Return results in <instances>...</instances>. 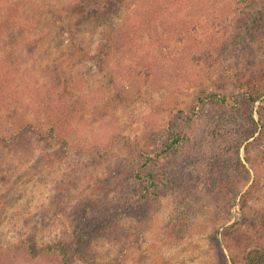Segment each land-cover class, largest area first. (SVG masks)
<instances>
[{
  "label": "rangeland",
  "instance_id": "374dc122",
  "mask_svg": "<svg viewBox=\"0 0 264 264\" xmlns=\"http://www.w3.org/2000/svg\"><path fill=\"white\" fill-rule=\"evenodd\" d=\"M253 85L264 89V0H0V264H60L42 249L60 239L112 264L264 257ZM211 93L231 104H201ZM106 219L127 238H105Z\"/></svg>",
  "mask_w": 264,
  "mask_h": 264
},
{
  "label": "trees",
  "instance_id": "16d2710c",
  "mask_svg": "<svg viewBox=\"0 0 264 264\" xmlns=\"http://www.w3.org/2000/svg\"><path fill=\"white\" fill-rule=\"evenodd\" d=\"M109 4V3H108ZM84 7V6H83ZM110 8H114L113 4H109V6L107 7V9ZM58 16H60V14H63V12L56 11ZM7 16L5 18H11L10 20L12 21H8L9 23H11L13 26L17 25V23H19V25L21 24L20 20L18 19L17 14L15 13H11V15L6 14ZM109 18L110 16V12L106 11V14L104 16H106ZM74 22L71 21V24H69V26L75 27V26H79V24H82V22L86 21V18L84 17V14L82 15H75L74 16ZM37 22V21H36ZM28 28V27H27ZM117 35L120 34V32H116ZM255 85V83H254ZM253 85L254 88L250 89L249 92L244 91V93L247 95V99L249 100V102L251 104H254L259 98H262V96L264 95V89L260 90V87H255ZM198 100L200 101L201 104H204L205 102H217V103H221V104H231V101L229 100L228 97L226 96H221L218 95L217 93H211L209 95H202L201 97H198ZM23 132H27V131H34V133L36 135H40L42 134V131H40L37 127H35L32 122H27L23 124ZM50 130L53 131V128L50 127ZM182 139V136L180 135V133H178L177 135H174L171 139H169L166 143H164L161 148L156 152L155 155H143V160L140 164L141 167H145V165H147V163L151 160H153L156 157H162L168 154L169 151H171L173 148H175L179 143L180 140ZM0 140L2 141V143L6 142V138L1 136ZM135 177L136 178H140V176H145L143 174L140 173V169H135ZM149 176V174L147 175ZM251 188L245 193L248 194L250 192ZM106 218V216H105ZM104 218V219H105ZM107 220V219H106ZM107 225L103 228V234L105 236V238H110V239H120V238H127V233L125 231V229L122 227V225L117 221H109L107 220ZM213 243L216 245L215 248L221 252L222 248L219 243V240L217 239V237H213ZM73 241H67L66 239H60L50 245H47L45 247H43L42 249H44L46 251V254L48 255V259L49 260H59L60 264H72L74 260L76 261H81L84 262L85 264H112V263H108V262H103L101 261L100 257H101V252H99L97 249H93L92 247L90 248H85L82 253H77L78 258H76V256L74 255V251H77L78 248L80 247V244L77 242L72 243ZM125 243H128V240L125 239L124 241ZM69 245H72V250L70 249ZM27 246L25 248H28V250H30V252L33 254L35 253V244L29 240L27 241ZM254 255L253 252L249 253V258L250 260L254 263V264H264V257H261L260 259L256 260L255 262L254 260ZM218 258H222L223 262L222 264H227V260L226 257L223 253H221L219 255ZM57 260V261H58Z\"/></svg>",
  "mask_w": 264,
  "mask_h": 264
}]
</instances>
